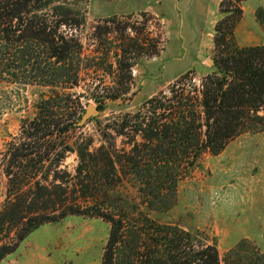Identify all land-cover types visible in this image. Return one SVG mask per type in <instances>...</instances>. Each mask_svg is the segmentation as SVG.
I'll use <instances>...</instances> for the list:
<instances>
[{
  "label": "rangeland",
  "instance_id": "obj_1",
  "mask_svg": "<svg viewBox=\"0 0 264 264\" xmlns=\"http://www.w3.org/2000/svg\"><path fill=\"white\" fill-rule=\"evenodd\" d=\"M133 1L89 0L84 5L85 24L74 30L82 44L79 84L57 88V116L50 118L57 122L35 121L37 102L55 97L51 87L0 79V211L10 188L27 189L37 181L57 198V208L62 198L87 208L92 197L86 189L95 185L108 194L106 202L118 206L112 210L130 211L140 201L137 180L120 164L122 149L131 146L119 135V123L126 114L143 110L147 99L170 96L176 78L189 69L197 71L192 82L200 84L198 72L214 63L215 27L209 15L212 2L185 0L178 12L166 0ZM224 1L218 19L234 3ZM129 4L133 9L126 8ZM252 42L264 43V35L255 32ZM78 97L84 113L89 104L100 107L99 112L84 124H79L81 115L61 134L67 120L75 118L71 114ZM100 151L112 155L113 176L120 182L94 183L98 167L91 157L100 158ZM88 153L79 177L80 156ZM103 166V173L112 174L110 166ZM149 214L160 224L191 232L197 244H214L222 260L243 240L264 252V131L240 135L219 154L205 151L178 181L172 206ZM16 230L10 225L0 230V244L15 243ZM109 232L110 224L101 217L69 213L33 230L0 264H102Z\"/></svg>",
  "mask_w": 264,
  "mask_h": 264
},
{
  "label": "trees",
  "instance_id": "obj_2",
  "mask_svg": "<svg viewBox=\"0 0 264 264\" xmlns=\"http://www.w3.org/2000/svg\"><path fill=\"white\" fill-rule=\"evenodd\" d=\"M88 1L0 0V79L51 87L55 93L50 101L37 102V122H57L50 119L57 116V88L79 84L82 44L74 30L85 24ZM233 2L215 25L213 69L201 76L200 84L192 82L198 74L189 69L173 82L170 96L147 99L143 110L126 114L119 123V135L131 146L122 149L120 164L137 180L140 201L130 211L112 210L118 206L106 202L108 194L95 185L92 191L89 186L86 189L92 197L87 208L68 205L63 198L57 208V198L38 181L27 189L10 188L0 211V230L6 225L16 227V240L0 244V260L41 225L76 213L98 216L110 224L102 264H264V252L247 240L222 260L214 244H197L191 232L160 224L149 214L172 206L178 181L205 151L219 154L240 135L264 131V45L236 43L234 31L243 14V0ZM256 17L264 24V6L257 9ZM118 97L119 93L109 98ZM83 113L78 97L71 114L75 118H69L60 133L69 131ZM100 154V158L91 157L93 167H98L94 183L120 182L113 176L112 155ZM86 155L91 154L80 156L79 177L88 165ZM103 164L112 168V174L103 173Z\"/></svg>",
  "mask_w": 264,
  "mask_h": 264
},
{
  "label": "crops",
  "instance_id": "obj_3",
  "mask_svg": "<svg viewBox=\"0 0 264 264\" xmlns=\"http://www.w3.org/2000/svg\"><path fill=\"white\" fill-rule=\"evenodd\" d=\"M135 1L136 0L133 1L134 4H135ZM223 1L224 0H201V2L203 4L205 2L206 3H209V2L213 3V5L212 4L209 5V6H211V8L209 7V12H210L209 15H210V22L212 23V27H211L212 29L215 27V24L219 20L218 16H219V12H220V5ZM166 2H168V5L175 8L178 12H180L182 6L185 5V0H166ZM122 5H125V3ZM130 6H131V4L126 6V8L127 9H133ZM263 6H264V0H243V3L241 5L242 10H243V14H242L240 20L238 21L236 28H235V31H234L235 40H236V43L238 45H240V46L264 45V43H253L252 42V36L254 35L255 32H259V33L264 35V24L259 22V20L256 17L257 9L259 7H263ZM122 7L125 8V6H122ZM124 8H122V9H124ZM211 28L208 30H211ZM208 33H210V35H211L212 32L209 31ZM212 69H213L212 66H210V67L204 66L202 71H199L198 73L200 74V72H201L202 74H200V75L204 76L205 74L211 72Z\"/></svg>",
  "mask_w": 264,
  "mask_h": 264
},
{
  "label": "water",
  "instance_id": "obj_4",
  "mask_svg": "<svg viewBox=\"0 0 264 264\" xmlns=\"http://www.w3.org/2000/svg\"><path fill=\"white\" fill-rule=\"evenodd\" d=\"M98 112H99V108H97L96 106H94L92 104H89V106L87 107V110L85 111V113L81 117L79 124H84L90 117L98 114Z\"/></svg>",
  "mask_w": 264,
  "mask_h": 264
}]
</instances>
